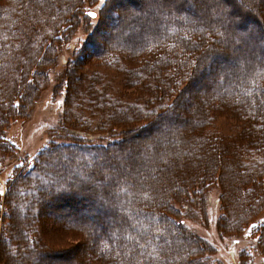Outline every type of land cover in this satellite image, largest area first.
Wrapping results in <instances>:
<instances>
[{
	"label": "trees",
	"instance_id": "trees-1",
	"mask_svg": "<svg viewBox=\"0 0 264 264\" xmlns=\"http://www.w3.org/2000/svg\"><path fill=\"white\" fill-rule=\"evenodd\" d=\"M10 1H14L15 5L20 4V7H10L9 12L5 10V15L0 14V21L7 20V26L0 25V81L3 82L0 85L1 130L5 126L7 128L12 121L21 120L18 116L25 117L29 114V108L22 106L21 100L24 97L27 103L30 101L37 87L34 84L37 82L38 85L41 81L45 83L43 87L47 84L48 75L44 69H31L30 63L36 62L33 65H40L53 61V57L50 58L51 60L47 59L45 52L53 56V47H56V43L63 45L67 42L77 29L78 23L83 21L81 17L88 20L86 13L90 9H96L98 16L102 11L99 20L106 24L113 18L105 11L106 6L109 2L115 1L119 10L113 11L114 18L120 15L121 19L128 17L130 22L133 20L131 28L127 25L129 23L127 21L123 31H118L115 36L110 35L111 42L106 46L100 48V45L95 46L94 40L88 39L85 46L89 47V53L83 54L84 49L80 48L74 54L79 56V59L81 57L83 64L92 60L95 68H88L83 75L73 74L72 80L71 78L69 80V75L65 76L68 79L65 96L67 92L68 99L74 101L73 106H76L66 116L65 121H69L67 124L71 123L70 125L73 126L79 124L88 132L105 134L112 133L113 129L117 130L116 124L122 123V126L118 127V133L121 132V136L117 134L115 139L102 143L86 141L78 143V140L73 139L66 145L61 144V146L56 143L49 145L37 154L31 172L25 173L22 165L20 171L23 172L19 173V171L13 179L8 177L5 180L6 189L2 197L0 194V203L3 207H7V213L11 211L14 251L19 246L23 252L26 250L35 255L33 259L30 255L17 256L18 264H48L46 261L48 256L65 255L67 251L80 245V241L72 245L69 241V238L76 233L81 234V238L89 234L93 238L89 240V246L82 247L81 244L80 255L73 262H69L70 264L104 263L106 256L112 255L113 252L117 254V259L112 264H173L174 262L175 264H205L209 261L220 263L213 258L211 246L203 243L197 234H191L182 220L170 216V214H178L180 210V207H175L174 204L181 206L185 199L188 201L189 218L200 217L202 221H208L207 190L214 184L220 186L222 212L215 224L219 235L240 237L249 232L247 234L254 237V253L249 250L252 248L251 244V248H246L247 250L244 253L241 252L239 257H242L243 263L249 261L250 264L252 256L257 254L264 264V243L258 239L264 238V217L259 219L264 213V146L257 148L258 150L251 147L256 144V136L259 138L258 145L264 143V116L259 115L260 110L264 111V21L254 25L253 19L249 17L250 20L245 21L246 27H244L241 21L245 20V14H243L244 19L239 17L236 21L226 20L230 17L227 13L220 14L224 18H216L214 15L205 20L180 17L179 6L183 0H166L170 1L167 4L171 9L163 6V0H160L159 5L153 6L150 10H144L139 17H133L130 10L123 6L124 3L134 4V0H103V3L102 0H60V4L63 1L69 4L70 10L66 16L67 7L64 4L58 9L60 7L57 6L58 0H40L41 4L36 2L39 0ZM196 1L204 4L212 0ZM216 1L220 2V0ZM229 1L234 5H241L244 2V0ZM246 1L249 5L252 2V0ZM36 4L50 10L44 9L41 12L39 7L34 10L33 6ZM53 7L57 11L55 12L57 16L50 17ZM259 8V13L264 17V8ZM229 27L235 30L232 37L223 42ZM134 28L137 30L131 31L128 35L125 34L126 31L130 32ZM96 29L100 30L101 24ZM91 34H93L92 30L89 35ZM204 37L207 42L204 41ZM236 42L242 47H247L251 56L243 59L241 53L237 56L239 58L234 60L233 66L215 65L213 72L215 75L219 74L216 76L219 83L207 86L199 97L192 100L193 107L186 109L187 119L175 122L177 127L168 132H161L155 141L143 140L136 147L129 135L138 128L146 127L144 125L148 122L154 123L153 121H157L159 116L174 108L173 99L161 101L156 96L157 91L168 96V93H173L172 84L174 82L176 84L177 81L180 83L179 102H182L183 92L187 91L192 80L204 71L205 53L225 55L228 48L235 46ZM58 47L55 50H58ZM166 49L170 51L167 52L168 54H165ZM75 59L71 60L70 65L78 61L77 58ZM133 61L138 62V65ZM98 62L99 67L111 68L113 72L96 70ZM121 63L125 66H121ZM167 65H173L172 69H167ZM32 73H35L34 79ZM118 79L119 85H117ZM129 88L136 89L138 94H132L134 90L130 91ZM175 101L177 102L178 98ZM64 106H66V97H64ZM229 114L235 117L244 116V120L257 118L262 124L257 125V128L253 126L258 131L253 134L255 137L250 135V128L246 124L234 128L229 123L231 133H223L214 126L217 117L228 120V117H231ZM141 115L146 118V123H142L144 125L137 122ZM174 117L178 116L174 115ZM129 121H135L136 127L127 126ZM4 135L6 136V133L0 136V140L4 138ZM242 140L243 145L234 146V142H242ZM59 146L62 149L82 147L83 157L74 169L63 162L55 167L54 164L46 165L45 155ZM155 146L161 147L159 153L167 151V156L173 160L175 155L179 154L181 160H186L188 164L199 162L202 165L201 172L195 176V180L188 178L186 184L181 180L173 187L171 200L164 198L162 194L164 190L155 198V194L159 192L156 187L151 192L141 190L149 185L147 179L150 177L147 173H151L150 165L152 164L148 162L153 154L154 157L156 155ZM214 146L216 147L211 151ZM201 147L204 149L203 152L199 151ZM216 149H218L217 152ZM229 149H231L230 155L227 153ZM91 153L101 158L94 162ZM173 153L175 154L172 155ZM224 155L228 159H225ZM26 160L18 158L17 163ZM67 161L69 162L68 159ZM118 163H125L126 165L122 166L128 168V173L123 172L115 177L107 175L106 168L115 169ZM157 164L162 167L161 170L166 167L163 160ZM166 165L177 167L175 161L167 162ZM4 168L2 167L0 172ZM64 169L68 172L62 175L57 172H63ZM154 169L157 171L156 167ZM139 171H141V177ZM102 174L103 178L95 179V175L97 177ZM82 176H84L83 179L80 178ZM29 179L33 180L30 182ZM87 180H95V182L88 185ZM234 180L242 185L240 191L233 186ZM70 181L72 188L67 185ZM96 189L99 190L95 199L97 206L89 202L91 197H94ZM19 191L26 195L22 198L23 202L21 200L18 203L26 207L24 215L21 216L15 208L10 209V206L20 201ZM194 195L200 196L197 201L198 210L189 202ZM62 196L65 197L62 201L64 203H67L66 199H72L74 202H84V205L91 208H98L105 204V207L107 205L121 211L123 219H119L115 224H106L103 232L101 229L99 231L92 227V222L77 217L68 220H50L48 223L50 226L41 222L44 212L37 206H43L45 201L49 202L50 207L55 206L57 198ZM234 196L239 201L248 199L245 210L242 206L237 207V211L228 208L232 200L234 201ZM52 197L54 201H51ZM27 198L29 201H26ZM141 198L146 202L145 204L154 202L162 205L165 212L159 214L146 205L137 207L135 202ZM100 199L103 200L102 203L99 202ZM202 211L205 214H202ZM95 219L100 224L99 218ZM27 221L31 226L32 236L31 233L29 236L21 233L20 226ZM102 223L105 224V222ZM173 227L179 230L180 237L169 244V238L173 236L170 228ZM59 239L68 245L55 246ZM52 241L55 243L52 244ZM171 246L175 247L173 256L170 255ZM184 248L193 251L194 258L186 254L178 256V250ZM0 251L7 257L6 259L2 255V263L11 264L10 258L13 255L7 254L8 250L4 247H0Z\"/></svg>",
	"mask_w": 264,
	"mask_h": 264
},
{
	"label": "rangeland",
	"instance_id": "rangeland-1",
	"mask_svg": "<svg viewBox=\"0 0 264 264\" xmlns=\"http://www.w3.org/2000/svg\"><path fill=\"white\" fill-rule=\"evenodd\" d=\"M159 1L160 0H134L133 1L134 4L124 3L123 6L124 8H127L128 10H130L131 15H133V17H139L140 15H142L144 10H150L153 6L157 5ZM36 2L41 4L40 0ZM58 2L59 3L57 4V6H60L58 9H60L61 6H63L64 4L67 7L65 10V16H66L70 10V7L68 6L69 4H66V2L64 1L60 4V0H58ZM168 2L170 1L163 0V6L167 7L168 9H171V7H168V4H167ZM52 3L54 4V2ZM13 6L14 8H18L20 7V4L15 5L14 1L0 0V12H1L0 14L5 15L6 13L5 10L9 12V8ZM33 7H34V10H37L39 7V9H41L40 10L41 12L44 11V9L50 10V8L46 9L45 7H42L37 4L34 5ZM259 7L264 8V0H252L250 5L248 4L247 1L245 2V0L241 5H234L229 0H220V2L219 1L217 2L216 0H212L210 2H205L204 4H199L197 3L196 0H183V3L179 6V14H180V17L184 16L187 18L192 17V18L199 19V20H205L208 18H212L214 15H216V18H224L223 16H220V14L227 13L230 15V17L226 20L236 21V19H238L239 17L242 19L246 17L244 21H241L242 26L246 27V22L250 20L248 19L249 17L253 19L254 25H256L257 23L260 24L262 20L264 21V17L258 11V9H260ZM244 9L245 10L247 9V11H244ZM116 10H119V7L116 5L115 1L109 2L107 4L105 11L107 13H110L111 17L113 18L107 21L106 24L105 23L103 24V22L99 20L101 18L100 16L102 14V11L100 12L99 16L96 15L95 17H90L88 16L89 12H96V9L94 8L90 9L86 13L88 20L81 17L83 21L81 23L80 22L78 23V27H76L77 29L72 33V35L67 40V42L63 43V45L56 43V47H53L54 49L53 56L51 55L49 56V54L45 52L47 59H50L53 57V61H50L47 64L42 63L40 65H33L36 62H33L32 64L30 63V66L32 67L31 69H35V70H40L41 68L44 69V71L48 75L47 84L45 87H43L45 84L44 81H41L38 85L36 82L34 84L37 86L35 88L36 90L33 93V95H31L30 101L28 103L27 101H25L24 97L22 100L19 99L21 100L22 106H24L25 108L27 107L29 108L28 115H26L25 117L18 116L19 118H21V120L12 121L11 123L8 124L7 128L5 126L2 130L0 129V136L6 133V136L4 135V138L0 140V169L2 167L4 168L7 166L6 168L2 170V172H0V189H3L5 191L6 178L11 177L13 179L15 175H18L19 173L23 171L25 173L31 172L34 166L37 154L41 150H43L45 147H48L49 145L51 146L52 144H55V143L58 145H61V144L66 145L72 142L71 140L73 139L78 140L77 141L78 143L80 141H86L89 143H94V142L102 143V142L111 141L112 139H115V136L117 134H120L119 136H121V132L118 133V127L122 126V123L120 124L117 123L116 124L117 130L113 129L111 131L112 133L106 132L105 134H99L98 132H88L86 130H83L81 125L79 124H75L73 126V125H70L71 123L67 124L69 121L68 122L65 121L66 116L68 115L69 111H72L73 108L76 107V106H73L75 102L72 101L70 98L68 99L67 92L65 96L66 80H68L65 77L66 74L69 75V77L67 76L69 80L70 78L72 80V78L74 77L73 74L83 75V72L86 73L88 68H92V69L95 68L94 66L95 63H93L92 60H89L88 62L83 64L84 62L80 60L81 57L79 59V56L75 55L74 53L78 51L80 48L84 49L83 54L89 53V47H86L85 45H86V41L90 38L91 40H94L95 46L100 45V48L102 46H106L108 45V43L111 42L112 38L110 37V35L115 36V33H117L118 31L124 28L127 21H129L127 25L129 27L131 26V22L133 20L130 22V20L127 19L128 17L121 19L119 15V16H116V19L114 18L115 14L113 13V11H116ZM55 12L57 11H55L53 7V10L50 13V17H52V15L57 16V13L55 14ZM243 14H245V17H243ZM6 23H7V20L0 21L1 27L5 26ZM99 24H101V29L97 30L96 28L98 27ZM258 29L260 31V28ZM91 30L93 31V34L89 35ZM133 30H137V29L134 28L130 30V32L126 31L125 34L128 35ZM234 30L235 28H230L229 31L225 33L223 37V42L224 40L226 42V39H229L232 37ZM51 40H54V39H51ZM204 41L207 42L205 37H204ZM52 43L54 44L55 42L53 41ZM57 47L59 51L55 50V48ZM167 52L169 53L170 51L166 49L165 54H168ZM241 53L243 55L242 56L243 59H246L247 57H249V55L251 56V53L248 50V48L242 47L241 45L238 44V42H236L235 46H231L230 48H228V51L225 53V55L223 54L222 56H220V54H217V53L206 52L204 56V62H205L204 71L202 72L201 75H198L194 80H192V83L189 86L188 90L187 91L185 90L183 94L181 95V97L183 98V101L179 102L178 104L175 100L178 98V101H179V97H178L179 96V86H180L179 82L176 81V84L175 82L172 84L173 93L172 92L168 93V96H166L167 94L165 93H160L157 91L156 96H158V98L161 99V101H164L165 99L166 100L173 99V106L174 105L176 106L170 112H167L166 114L159 116L157 121H153L154 123L148 122L147 125L142 124L144 122L146 123V118L142 115L139 116V119L137 120V122H140L141 125H144L146 127H141V128H138L137 130L134 129L135 130L134 133L135 132L136 133L135 134L132 133L129 135V137H131L134 142L133 144L134 145L136 144V147H137V144H140L141 141L143 140L147 141L150 139L153 142L158 138L157 135L161 134V132H164V131L168 132L169 130L171 131L173 128L177 127L175 122H179V120H182V121L186 120L187 119L186 109L187 107H190V109L191 107H193L192 100L197 96L199 97V95H201L202 92L206 90L207 86H211L215 84L217 85L219 83V79L216 77L219 74L215 75V73L213 72L214 71L213 67L215 65L219 67L233 66L235 65L234 60L236 58H239L237 56ZM75 58H77L78 61L70 65L71 60ZM84 59H86L85 56H84ZM133 62L135 64L138 63L136 61H133ZM130 63L131 62H129V64ZM121 64H122L121 66H125L124 63H121ZM137 65H135V67ZM99 66L100 64L98 62L96 70H101V71H105L108 73L113 72L111 68H104V66H101V67ZM172 67L173 65H167L166 68L172 69ZM69 70H72V72H69ZM34 74L35 73H32L33 79L35 77ZM119 82L120 80L118 79L117 85H119ZM224 82H225V79H224ZM2 83L3 82L0 81V85ZM128 90L130 91L134 90L132 94H138V92H136V89L129 88ZM140 94H143V93H140ZM64 97H66V106H64ZM174 115H177L178 117L175 118ZM259 115L260 117H263L264 111L260 110ZM244 119H245L244 116L243 117L231 116V117H228V120H223V118L217 117L216 122L214 123V126H216V128L219 129L223 133H231L232 129L229 128L228 126L229 123H230V126L234 128H237V126H241L242 124H246L250 128V135L255 137V135L253 134H256L258 131H256L254 127L257 128L256 126L262 123L258 122L257 118L256 119L248 118V120H244ZM135 121L127 122V126L135 128L136 127ZM255 140H256V144L251 145V147L258 150L259 148L264 146V143L262 145H258L259 138L257 136L255 137ZM13 141L14 143H12ZM186 141H188L187 136H186ZM243 142H244L243 140L242 142L241 141L234 142V146L235 147L241 146L243 145ZM61 146L57 147L56 149L50 150L51 151L50 154L45 155L46 165L49 166L50 164H54L53 166L55 167V165L58 166L60 162H63V164H68L71 169H74V166H77L78 165L77 163L83 157L82 147L62 149ZM215 147L216 146L212 147L211 151H213L214 150L213 148ZM154 149L156 150L155 151L156 155L154 157V154H153L151 156L152 159H150L148 162L152 164L150 165L151 166L150 170L152 169L153 171L151 170V173L146 172L147 176L150 177V179L149 178L147 179L148 180L147 182H149L148 183L149 185L146 187H143L141 190L151 192L156 187L157 190L159 189V192L155 194L156 196L155 198H157V194L161 193V191L164 190V192L162 193L164 198L171 200L173 187L177 185L179 182H181V180L184 181V184H186V182L188 181V178L190 179L194 178L195 180V176L199 175L200 174L199 172H201L202 165H200L199 162H197L196 164H192V163L188 164L186 160L184 159L181 160L182 158L179 154H176L175 159L173 160L171 159L170 156H167V151H162V153H159L161 150V147L158 148V146H155ZM229 150L230 151L227 153L230 155L231 149ZM199 151L203 152L204 149L201 147L199 148ZM217 151L218 149H216V152ZM91 154H93L91 155V157L94 158L93 160L94 162H97L101 158L99 156H96L95 153H91ZM174 154L175 153H173L172 155ZM216 156H217V153H216ZM18 158L27 159V160L25 162L17 163ZM224 158L228 159L227 156L225 155H224ZM67 159L69 160V162L67 161ZM162 160H163V163L165 164L164 166L166 167L161 170L162 167L159 166L157 163ZM171 161H175V164L177 165V167L166 165L167 162L170 163ZM221 164H224V163L221 162ZM22 165L24 166V170L20 171ZM122 165H126V164L118 163L115 169H112L111 167L106 168L108 169L107 175L110 174L111 177H115L116 175L118 176V174H121L123 172L128 173V168L126 166L123 167ZM155 167L157 168V171L154 169ZM57 172L60 175H62L63 173L65 174L66 172H68V170L64 169L63 172L61 171H57ZM138 173L140 174V177H141V171H139ZM185 173L187 175H185ZM83 177L84 176L80 178L83 179ZM94 177L95 179L97 178L101 179L104 176L102 174L101 176L96 177L95 175ZM32 180L29 179L30 182ZM94 182L95 180L86 181L88 185L93 184ZM67 183H68L67 185H69L70 188L73 187L71 181ZM167 183L168 185H166ZM233 186H235L237 191H240V189L242 188L241 187L242 185H240V183L237 180H234ZM219 187L220 186L214 184L207 190L208 192H207L206 203H207L208 221L206 222L202 221L200 217L199 218H191V217L189 218V215H187L188 210H189L187 206L188 201H185V199H183L184 201L182 203L184 204L181 206L180 204H174L175 207H178V208L180 207L179 208L180 210H178L179 211L178 214L174 213V214H170V216L173 217L174 219L182 220L183 223L185 224V228L191 234L193 233L197 234V237L201 238L203 243L212 247L213 258L216 259L217 262H220V263H216V262L212 263L209 261L207 263L205 262V264H249V261L247 263H243L241 261L242 257L240 258L239 256L241 252L244 253L247 249L251 248V244H252V248L249 250L251 253H254L253 251L254 237H252L251 234L246 235V233H249V232H246L243 236H240V237H234V236H229V235L220 236L218 231L216 230L215 224H216L218 217L220 216L222 212L221 211L222 207L220 205V197H219V192H220ZM95 192L96 193L94 197H91L89 202L97 206V204H95L96 203L95 199H97L99 190L96 189ZM18 194L21 195L19 196L20 201L10 206V209L15 208V210L21 216V215H24L26 207L24 208L25 205L18 204V203L21 202L22 198H24L26 195L24 196V194H21L20 191L18 192ZM1 197H2V194H1ZM179 198H183V197H179ZM199 198L200 196L194 195L192 199L189 201L192 203V206H194L197 210H198L197 201ZM235 198H234V201L232 200L231 206L228 208H230V210L232 211H237V207L242 206L243 210H245V208L248 205L246 202H249L248 199H246L245 201L241 199L242 201H239L237 197ZM9 199H10V196L8 197V202H9ZM64 200H65V197L62 196V198L60 197L57 198L55 202V206L50 207L49 202H46V201L43 203V206H40V205L37 206L38 209L40 208L41 210H43L42 212H44L41 216V222L43 221L48 226H50V224H48L50 223L49 222L50 220L59 221V220H68V219L77 217V218H82L86 221L92 222V227H94L95 229H98L99 231L101 229V232H103L104 226L106 224L108 225L115 224L117 223L119 219L122 218L121 211H117L113 208H110L107 205L105 207V204L104 205L102 204V206H98V208L97 207L91 208L89 206L84 205V202L78 203L76 201L74 202L72 199L70 200L66 199L67 203H64L62 202ZM26 201H29V198H27ZM51 201H54L53 197L51 198ZM99 202L102 203L103 200L100 199ZM145 203L146 202H144L143 199L141 198L135 202V205L137 207H142L144 205L148 207L150 206L152 207V209H155V211L159 214H163L165 212L162 205H158L154 202L153 203L148 202V204H145ZM7 210H8L7 207L6 206L3 207L2 203H0V247L7 248L8 250L7 254L13 255L12 258H10L11 264H18L19 263L18 257L21 256V254L30 255L32 257L31 259H33L35 257L33 253L26 251V250L23 252V249H21V247L19 246L16 248V251H14L15 250V245H14L15 240L13 236L14 229L12 228V224H11L12 218L10 217L11 211L7 213ZM183 212H185L186 214ZM202 214H205V212L202 211ZM96 217L99 218L100 224L98 223V221H96L97 220L95 219ZM263 217H264V213L260 216L259 219ZM102 222H105V224H103ZM170 229L172 231L173 236L169 238V244L172 243V241H175V239L176 240L179 239L180 237L179 230L176 227L175 228L173 227ZM20 230L22 231L21 233H23L24 235L29 236L31 233V236H32L31 226L28 223V221L25 224H22V226H20ZM94 237L96 239L95 235ZM91 238H93V236H91L90 234L87 235L85 238H81V234L79 233H76V235H72L71 238H69V241L72 242L71 245L74 244L76 241H80L79 243L80 245L78 247H73L70 251H67L65 255L48 256L46 258V261L48 262V264H70L69 262H73V260H75L76 257L80 255L81 244H82V247L89 246V240ZM252 238H253V242H252ZM236 241H239V243H236ZM54 243L55 241H52V244ZM67 245L68 244L62 242V239H59L58 243L55 244V246H60V247H64ZM170 250L172 252L170 255L172 256L175 255V247L171 246ZM184 254L190 256L191 258H194L193 256H195L194 252L190 251V249L184 248L183 250H178V256H182ZM2 255L5 257L3 252L0 251V264H5V262L2 263L1 261ZM5 258L7 259V257ZM116 259H117V254L113 252L112 255L108 254V256H106V262L104 263L101 262L100 264H110V263L112 264ZM173 264H175V262ZM250 264H262V259L259 257V255L255 254L252 256V260Z\"/></svg>",
	"mask_w": 264,
	"mask_h": 264
},
{
	"label": "snow or ice",
	"instance_id": "snow-or-ice-1",
	"mask_svg": "<svg viewBox=\"0 0 264 264\" xmlns=\"http://www.w3.org/2000/svg\"><path fill=\"white\" fill-rule=\"evenodd\" d=\"M102 3H103V0H102ZM97 14H96V12H89L88 13V16H90V17H95ZM179 103V101H177V104ZM176 105H174L173 107H175ZM12 143H14V141L12 142ZM3 189H0V194H2L3 193ZM247 234V233H246ZM258 239H261V242L262 243H264V238H258ZM236 243H239V241H236Z\"/></svg>",
	"mask_w": 264,
	"mask_h": 264
}]
</instances>
